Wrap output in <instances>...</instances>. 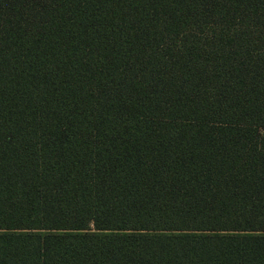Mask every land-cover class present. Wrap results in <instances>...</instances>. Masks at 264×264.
Here are the masks:
<instances>
[{
	"label": "trees",
	"instance_id": "obj_1",
	"mask_svg": "<svg viewBox=\"0 0 264 264\" xmlns=\"http://www.w3.org/2000/svg\"><path fill=\"white\" fill-rule=\"evenodd\" d=\"M0 264H264V0H0Z\"/></svg>",
	"mask_w": 264,
	"mask_h": 264
}]
</instances>
